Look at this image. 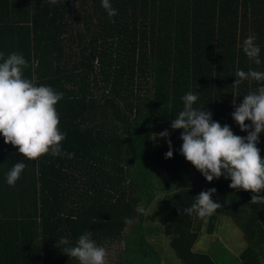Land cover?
Segmentation results:
<instances>
[{
	"label": "trees",
	"instance_id": "16d2710c",
	"mask_svg": "<svg viewBox=\"0 0 264 264\" xmlns=\"http://www.w3.org/2000/svg\"><path fill=\"white\" fill-rule=\"evenodd\" d=\"M111 4L113 17L100 0H0V51L22 53L25 77L63 93L55 105L66 133L60 143L73 153L28 160L0 137V264H79L59 240L72 245L86 230L105 248L135 226L141 248L144 213L134 209L142 195L149 207L154 189L172 191L162 235L181 264H216L193 247L202 230L214 234L222 216L246 243L237 264H264V203L250 201L251 190L229 187L223 175L206 181L179 153L181 129L170 128L181 97L195 90L194 106L246 135L231 118V102L264 81L233 82L237 69L264 71V0ZM252 34L259 65L242 51ZM165 129L167 138L155 135ZM258 136L264 156V133ZM166 139L171 157L164 156ZM21 159L25 168L9 186L4 173ZM212 187L221 207L205 217L183 213Z\"/></svg>",
	"mask_w": 264,
	"mask_h": 264
},
{
	"label": "clouds",
	"instance_id": "9594fccd",
	"mask_svg": "<svg viewBox=\"0 0 264 264\" xmlns=\"http://www.w3.org/2000/svg\"><path fill=\"white\" fill-rule=\"evenodd\" d=\"M55 3V0H51ZM101 7L109 17L117 13L111 0H100ZM255 34L246 36L242 42V51L255 64L261 63L260 45L255 43ZM28 61L22 53L13 51L5 55L0 51V137L3 141L16 147V152L23 158L34 160L42 154L52 157L67 155L61 141L66 133L58 127L59 114L56 103L63 97L61 91L47 84H36L25 77L24 69ZM234 84L239 85L245 80L264 81V71L237 69ZM199 92L190 90L181 97L182 109L170 121L171 129H181L179 138L182 143L179 153L186 161L198 170L206 181L223 175L229 179V187L251 190L254 195L250 201L264 203V156L256 146L259 133H264V83H260L254 91L243 95L239 103L232 101L234 110L231 118L246 135L234 134L228 124L221 125L212 119V113L203 110L202 105L194 106ZM250 123H245V120ZM250 129V130H249ZM159 137L168 136L167 129L155 134ZM164 153L171 157V141ZM25 168L24 159L15 161L4 173V182L13 186ZM215 188L200 191L194 196V202L183 208V213H195L199 217L209 216L221 207L220 202L213 199L211 193ZM143 213V207L134 209ZM125 222H132L135 217H125ZM59 244L64 245L61 252L75 257L79 264H105L106 250L104 246L91 238V231L82 232L75 243L68 244L61 237Z\"/></svg>",
	"mask_w": 264,
	"mask_h": 264
},
{
	"label": "rangeland",
	"instance_id": "374dc122",
	"mask_svg": "<svg viewBox=\"0 0 264 264\" xmlns=\"http://www.w3.org/2000/svg\"><path fill=\"white\" fill-rule=\"evenodd\" d=\"M150 200L151 205L143 211V222L138 227L143 237L142 247H137L134 241L137 229L131 226L126 229V238L105 246V264H181L170 248L168 238L162 235L163 224L170 213L172 191L154 189ZM144 205L146 195L139 199V206ZM245 245L241 232L228 217L222 216L214 234L201 231L193 251L210 255L216 264H237L235 257L244 250Z\"/></svg>",
	"mask_w": 264,
	"mask_h": 264
}]
</instances>
